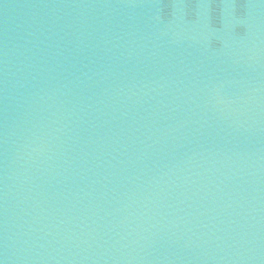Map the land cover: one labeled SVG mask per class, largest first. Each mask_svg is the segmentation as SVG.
Wrapping results in <instances>:
<instances>
[{"label": "water", "instance_id": "95a60500", "mask_svg": "<svg viewBox=\"0 0 264 264\" xmlns=\"http://www.w3.org/2000/svg\"><path fill=\"white\" fill-rule=\"evenodd\" d=\"M2 264H264V0H0Z\"/></svg>", "mask_w": 264, "mask_h": 264}, {"label": "snow or ice", "instance_id": "6c2138e0", "mask_svg": "<svg viewBox=\"0 0 264 264\" xmlns=\"http://www.w3.org/2000/svg\"><path fill=\"white\" fill-rule=\"evenodd\" d=\"M0 264H2V262H0Z\"/></svg>", "mask_w": 264, "mask_h": 264}]
</instances>
